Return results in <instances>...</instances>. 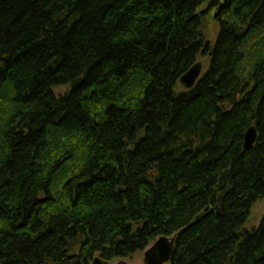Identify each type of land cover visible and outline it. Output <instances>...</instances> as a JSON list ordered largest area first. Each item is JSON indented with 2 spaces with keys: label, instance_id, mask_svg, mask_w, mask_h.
Returning a JSON list of instances; mask_svg holds the SVG:
<instances>
[{
  "label": "trees",
  "instance_id": "16d2710c",
  "mask_svg": "<svg viewBox=\"0 0 264 264\" xmlns=\"http://www.w3.org/2000/svg\"><path fill=\"white\" fill-rule=\"evenodd\" d=\"M262 199L264 0H0V264H264Z\"/></svg>",
  "mask_w": 264,
  "mask_h": 264
},
{
  "label": "water",
  "instance_id": "95a60500",
  "mask_svg": "<svg viewBox=\"0 0 264 264\" xmlns=\"http://www.w3.org/2000/svg\"><path fill=\"white\" fill-rule=\"evenodd\" d=\"M203 72V63L197 62L186 74L180 79V84L185 90H191L195 87L197 81ZM257 140V131L251 127L245 135L244 147L250 149ZM175 238L161 237L155 243L148 247L144 252V264H168L175 252ZM92 264H109L100 257L93 260Z\"/></svg>",
  "mask_w": 264,
  "mask_h": 264
},
{
  "label": "rangeland",
  "instance_id": "374dc122",
  "mask_svg": "<svg viewBox=\"0 0 264 264\" xmlns=\"http://www.w3.org/2000/svg\"><path fill=\"white\" fill-rule=\"evenodd\" d=\"M210 27H211V29L209 30L210 39L213 40L217 35V31L219 30V27L217 28V25H215L212 20L210 21ZM199 61L203 63V71H204L207 66L208 58L203 57ZM179 87L180 89H184L182 85H180ZM66 91H67V87H58L55 89V93L57 95L63 94ZM263 217H264V199L254 204L252 211H251L250 219L247 223V226L248 227L258 226V224L260 223ZM144 252L141 254H137L132 258H121V259H117L115 261H111L108 263L109 264H144Z\"/></svg>",
  "mask_w": 264,
  "mask_h": 264
}]
</instances>
